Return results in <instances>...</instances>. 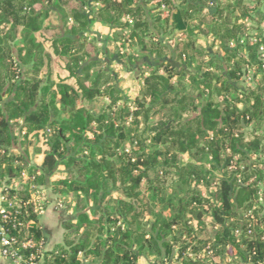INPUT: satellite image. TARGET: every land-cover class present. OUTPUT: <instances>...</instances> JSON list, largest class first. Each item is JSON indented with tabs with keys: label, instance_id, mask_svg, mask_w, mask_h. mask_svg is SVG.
<instances>
[{
	"label": "trees",
	"instance_id": "obj_1",
	"mask_svg": "<svg viewBox=\"0 0 264 264\" xmlns=\"http://www.w3.org/2000/svg\"><path fill=\"white\" fill-rule=\"evenodd\" d=\"M247 11L243 0H0V224L24 261L264 262L258 226L239 223L258 189L227 176L234 155L250 159L264 140L262 42L241 55ZM177 15L185 29L170 42ZM47 52L66 58V78L42 76ZM146 56L132 98L121 73L103 71L105 58L132 73ZM243 65L256 67L255 88L220 105L239 91ZM103 97L109 105L95 112ZM203 155L223 173L208 195L195 163ZM46 187L75 215L51 251L36 209L47 205Z\"/></svg>",
	"mask_w": 264,
	"mask_h": 264
},
{
	"label": "rangeland",
	"instance_id": "obj_2",
	"mask_svg": "<svg viewBox=\"0 0 264 264\" xmlns=\"http://www.w3.org/2000/svg\"><path fill=\"white\" fill-rule=\"evenodd\" d=\"M244 6L247 7V12L249 15L245 17L240 18V23L242 24L244 30H245V36H243L241 44H243V50H241V55L244 57H248V53L250 50L246 46V43H249L251 46H254L258 41L262 42L260 47H264V0H243ZM176 31V33H175ZM174 33H172L167 40L172 42H177L178 37L181 35V31L175 30ZM246 47V48H245ZM260 52V51H259ZM258 52V54H259ZM152 64H155L152 62ZM244 67V65H243ZM263 67V66H262ZM256 67H244L243 68V76L238 82V88L239 91L237 93L231 92L229 95H223L218 98V101L220 105H224V101L226 99H242V91L245 89H252L255 88L257 82L259 81V77L256 75ZM139 88L138 84L134 81V83L131 84V86L128 88L130 91L128 92L129 97H134L137 89ZM204 98L203 103L205 102ZM240 108H242V104H238ZM132 109H135L133 106ZM155 120V119H154ZM152 120V122L154 121ZM128 123H131V119ZM255 129V126L252 124L248 130L253 131ZM256 135L258 136H264V123L259 126L258 131L256 132ZM261 149L258 153H255L250 159H244L241 155L236 154L234 155L231 165L227 167V176L235 175V177L238 179V181H243L247 179V183L250 184L253 187H256L258 189L257 193V200H255V204L253 208L245 211H241L240 216V224L241 228L242 225L246 224V227L251 229L250 231L255 232L256 225L258 226V233L262 234L264 236V140L261 145ZM181 163L183 164H190L191 160L187 156H181ZM199 168V171H201L203 176V181L201 183V188L204 189L203 193L207 194V191H216L218 187V182L222 178V171L214 170L212 168V163L210 162L208 156L203 155L200 157V160L198 162H195ZM257 170H261L262 173L258 174ZM23 179L26 180V175L23 176ZM207 181L210 183L209 188L205 190V186L203 185L207 183ZM142 190H145V186L142 187ZM42 193V192H41ZM208 195V194H207ZM38 195H34V199L37 200ZM2 196H0L1 198ZM72 199V198H71ZM70 199V200H71ZM63 210L66 214V217L74 218L75 215L66 209V206L64 203ZM2 206V205H1ZM3 208V207H2ZM36 209L42 213L43 208L41 207V204H36ZM247 232L246 235H252V232ZM234 236L242 235L244 233L243 230L240 229V227H236L235 231L233 232ZM264 240V237H263ZM190 257H195L192 253L189 252ZM199 256V255H198ZM240 261V260H239ZM225 263L228 264H252V263H238V260H233V258L226 257ZM170 264H180L177 262H171ZM260 264V263H259ZM261 264H264L261 263Z\"/></svg>",
	"mask_w": 264,
	"mask_h": 264
},
{
	"label": "crops",
	"instance_id": "obj_3",
	"mask_svg": "<svg viewBox=\"0 0 264 264\" xmlns=\"http://www.w3.org/2000/svg\"><path fill=\"white\" fill-rule=\"evenodd\" d=\"M100 1V0H99ZM131 6L136 5V2H131ZM98 5V3H97ZM162 10H165L164 7H162ZM176 20V30L177 31H184L185 25L182 21V18L180 15H177L175 17ZM51 26L50 29H57L59 26V20L56 16H51ZM126 22V19H124ZM70 24H73V21H70ZM92 32H96V27H94ZM104 33H107V31H104ZM174 33V32H173ZM176 33V31H175ZM46 35L48 38L55 39L59 35L58 30H47ZM48 58L45 60V66L42 70V76H47L48 73L51 75V80L56 82L60 79L66 78L67 75L65 73V67L67 64V60L64 57L60 56H52L50 53L47 52ZM105 63L107 64V68H103V71L114 70L115 72L121 73V78L125 79V83L123 84L124 89H128L134 81L138 84L139 83V76H137V73L139 72V68L142 67V65L147 62L148 57H142L140 60L139 65L134 67L135 72L127 73L124 69L118 68L117 63L115 60L109 61L108 58L103 59ZM140 66V67H139ZM133 70V71H134ZM69 83H73V81H70ZM109 105V100L107 98H101L98 100V103H95V108L93 110L95 112H99L102 110V108H105ZM32 153V152H31ZM32 162L36 164L37 166L41 165L42 157L36 158L32 155ZM42 194L47 196V205L45 209L42 211L39 224L43 230L44 237H45V244L43 246V249L45 251H51L55 245L63 243V236H64V230L62 227V224L64 221L69 220L70 217H66V214L61 207L62 204L57 201V197L53 195L50 191L49 187H46L43 189ZM1 246H0V264H18L14 260L4 258L1 254ZM37 264H44L43 260H40ZM141 264H143L141 262Z\"/></svg>",
	"mask_w": 264,
	"mask_h": 264
},
{
	"label": "built area",
	"instance_id": "obj_4",
	"mask_svg": "<svg viewBox=\"0 0 264 264\" xmlns=\"http://www.w3.org/2000/svg\"><path fill=\"white\" fill-rule=\"evenodd\" d=\"M132 23V22H130ZM259 54L261 55V61L263 63V68H264V47H260V52ZM2 202L3 198H0V214L3 213V208H2ZM62 207V206H61ZM63 208V207H62ZM5 218V216L3 217ZM0 246H1V254L4 258L14 260L18 264H35L34 262V256H31V258L28 261H24L23 257L18 254V250L14 247V239H11L4 231V228L0 224ZM28 246H33L34 243L32 241H29L27 243ZM263 263V262H261ZM260 263V264H261Z\"/></svg>",
	"mask_w": 264,
	"mask_h": 264
}]
</instances>
